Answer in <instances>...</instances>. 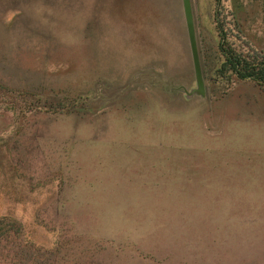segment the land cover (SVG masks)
Returning a JSON list of instances; mask_svg holds the SVG:
<instances>
[{
	"label": "rangeland",
	"instance_id": "rangeland-1",
	"mask_svg": "<svg viewBox=\"0 0 264 264\" xmlns=\"http://www.w3.org/2000/svg\"><path fill=\"white\" fill-rule=\"evenodd\" d=\"M192 3L207 97L187 102L160 86L193 76L179 0H0V219L27 243L264 264V86L218 76V26L264 59V0Z\"/></svg>",
	"mask_w": 264,
	"mask_h": 264
},
{
	"label": "trees",
	"instance_id": "trees-1",
	"mask_svg": "<svg viewBox=\"0 0 264 264\" xmlns=\"http://www.w3.org/2000/svg\"><path fill=\"white\" fill-rule=\"evenodd\" d=\"M221 38V52L224 62L218 70L220 78L236 76L239 80H251L264 86V59L249 58L224 45L227 37L218 26ZM228 45V44H227ZM65 246L61 245L52 251H42L25 241L24 228L17 220L0 219V264H103L97 250L91 259L85 251L77 253L75 259H65ZM95 260V259H97ZM71 260V261H70ZM90 262V263H89Z\"/></svg>",
	"mask_w": 264,
	"mask_h": 264
},
{
	"label": "water",
	"instance_id": "water-1",
	"mask_svg": "<svg viewBox=\"0 0 264 264\" xmlns=\"http://www.w3.org/2000/svg\"><path fill=\"white\" fill-rule=\"evenodd\" d=\"M179 8L182 12V19L184 21L185 30L188 37L189 48L193 63V76L191 81L189 82H187V78L176 76L172 78L167 84H160V86L162 87L163 91H167L168 93L174 94L175 96H178L187 102L195 98L206 99L207 84L199 49L192 0H179ZM175 83H178V85Z\"/></svg>",
	"mask_w": 264,
	"mask_h": 264
}]
</instances>
